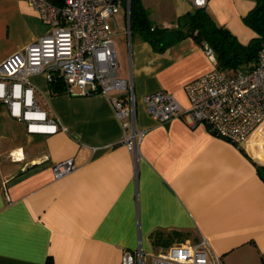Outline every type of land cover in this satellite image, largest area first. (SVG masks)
Listing matches in <instances>:
<instances>
[{"label":"crops","instance_id":"obj_1","mask_svg":"<svg viewBox=\"0 0 264 264\" xmlns=\"http://www.w3.org/2000/svg\"><path fill=\"white\" fill-rule=\"evenodd\" d=\"M141 3L162 27L193 9L187 0ZM254 5L209 0L206 9L246 44L254 33L243 17ZM124 20L118 46L114 30L113 40L144 132L137 161L109 96L52 95L43 74L31 76L34 100L57 132L29 133L2 102L14 121L0 111V264H120L124 251L158 253L201 237L223 264H264V147L256 133L242 147L184 117L152 118L146 95L165 91L188 107L185 86L214 65L192 38L156 53L128 35ZM45 30L26 2L0 0V64ZM70 158L75 170L55 179L52 166Z\"/></svg>","mask_w":264,"mask_h":264},{"label":"built area","instance_id":"obj_2","mask_svg":"<svg viewBox=\"0 0 264 264\" xmlns=\"http://www.w3.org/2000/svg\"><path fill=\"white\" fill-rule=\"evenodd\" d=\"M37 14L45 32L0 64V101L10 115L27 124L29 133L57 132L34 100L29 78L43 74L48 83L59 76L69 95L101 93L109 96L116 117L122 122V143L137 161L144 132L136 125V98L132 79L118 77V61L111 21L122 11L128 35L130 0H22ZM192 8H206L209 0H187ZM213 69L185 86L189 106L183 107L170 94L159 91L143 100L147 113L165 124L184 117L193 125H211L216 136L244 146L264 129V47L249 71L230 73L216 66L210 46H203ZM117 92L118 95H111ZM210 131V130H209ZM75 170L72 158L55 163L52 173L59 179ZM149 259V260H148ZM120 264H223L205 237L195 244H176L165 251L146 254L140 247L124 251Z\"/></svg>","mask_w":264,"mask_h":264},{"label":"trees","instance_id":"obj_3","mask_svg":"<svg viewBox=\"0 0 264 264\" xmlns=\"http://www.w3.org/2000/svg\"><path fill=\"white\" fill-rule=\"evenodd\" d=\"M62 5L63 0H49ZM244 24L252 30L254 37L241 43L226 27L218 25L206 8H194L169 27L155 25L148 17L141 0H130V35L147 42L156 53H162L172 45L192 38L203 47L210 46L216 58V66L230 73L251 70L264 47V0H255L254 7L243 17ZM52 95L65 92V84L59 76L50 83ZM48 264H51L48 262Z\"/></svg>","mask_w":264,"mask_h":264},{"label":"rangeland","instance_id":"obj_4","mask_svg":"<svg viewBox=\"0 0 264 264\" xmlns=\"http://www.w3.org/2000/svg\"><path fill=\"white\" fill-rule=\"evenodd\" d=\"M116 18V23H117V26L118 27H116V23L112 20L111 21V26H112V29L114 30V31H117L118 33L120 32V31H122L123 29H124V26H125V20H124V16H123V12H121L117 17H115ZM117 28V29H116ZM120 35H121V33H119V34H117V36H116V38H115V41H116V43H117V46H118V44L120 43ZM0 111L1 112H4V119L5 120H13L12 118H10L9 116H8V114H7V108L5 107V105L4 104H2V102L0 101ZM14 121V120H13ZM255 141L256 142H260V146L261 147H264V129H261L260 131H258L257 133H256V137H255ZM260 146H258V148L260 147ZM149 260V259H148Z\"/></svg>","mask_w":264,"mask_h":264},{"label":"water","instance_id":"obj_5","mask_svg":"<svg viewBox=\"0 0 264 264\" xmlns=\"http://www.w3.org/2000/svg\"><path fill=\"white\" fill-rule=\"evenodd\" d=\"M207 129L210 130V132H211L212 134L216 135V132H215L214 130H212V127H211L210 124L207 125ZM259 173H260L261 177L264 178V167H261V168L259 169Z\"/></svg>","mask_w":264,"mask_h":264}]
</instances>
